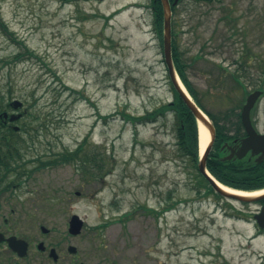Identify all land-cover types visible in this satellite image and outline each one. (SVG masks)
<instances>
[{"label": "rangeland", "instance_id": "rangeland-1", "mask_svg": "<svg viewBox=\"0 0 264 264\" xmlns=\"http://www.w3.org/2000/svg\"><path fill=\"white\" fill-rule=\"evenodd\" d=\"M141 1L0 0L8 28L0 26V66L34 53L0 68V95L36 100L48 123L47 140L32 151L46 152L47 209L60 216L33 222V233L40 237L39 224L56 230L61 264H264V232L254 219L262 206L196 194L171 116L139 125L134 141L135 126L116 115H144L174 100L151 10L123 7ZM172 19L207 111L221 117L245 103L232 73L245 77L249 92L262 85L264 0H183ZM246 54L251 59L235 63ZM253 119L264 133V95ZM85 138L104 154L109 174L86 181L77 160L49 165ZM169 198L178 205L167 211ZM74 214L84 227L72 237Z\"/></svg>", "mask_w": 264, "mask_h": 264}, {"label": "flooded vegetation", "instance_id": "flooded-vegetation-1", "mask_svg": "<svg viewBox=\"0 0 264 264\" xmlns=\"http://www.w3.org/2000/svg\"><path fill=\"white\" fill-rule=\"evenodd\" d=\"M173 1L170 0L172 9L177 10L180 5L174 7ZM156 4V0H145L123 7L151 10L153 14L154 10H159ZM37 104L36 100L19 99L12 94L0 95V264H61L65 257L63 239L57 240L52 236L56 230L39 224L40 237L33 233V222L46 220L47 216L50 221H54L60 216L57 209L55 213L47 209L46 189L41 180V175L48 167L46 152L36 154L32 151L48 136L46 117L38 110ZM230 123L242 124L245 135L236 137L238 127L233 125L229 128L233 139L223 146L224 158L232 150L238 151L242 139L248 136L241 119ZM252 123L256 131L261 133L255 121ZM247 157H251V153ZM71 247L68 245V252L76 253L71 252Z\"/></svg>", "mask_w": 264, "mask_h": 264}, {"label": "trees", "instance_id": "trees-1", "mask_svg": "<svg viewBox=\"0 0 264 264\" xmlns=\"http://www.w3.org/2000/svg\"><path fill=\"white\" fill-rule=\"evenodd\" d=\"M156 1V6L159 10H154L153 26L155 32L161 40V43H163L164 11L162 9L161 1ZM181 1L182 0H180V2ZM208 1L214 2L215 0ZM174 11H176L175 8L173 9V12ZM0 26L5 32L8 31L7 26L3 23L1 18ZM236 34H238V30L236 31ZM176 37L177 34L173 27L172 55L175 70L182 83L186 87L187 91L194 98L196 103L202 108V110L213 121L216 128V140L207 160V171L218 182L234 190L245 192H255L263 190L264 161L257 162L254 157H247L241 160L235 158L232 160H224L225 150L223 146L225 143H230L233 139V137L230 136L231 132L229 131V128L233 127V125L238 127L236 137H242L245 135V133H243L242 131V124L230 123L233 120L241 119V109L243 102L239 104L238 107L226 109L221 117L210 111H207L202 104L197 91L191 84L190 78L188 76L189 63L185 60L184 53H182V51L180 50L179 45L177 44ZM26 54L34 55L33 52L26 49L25 52L19 53L11 61L7 60L3 62L0 68L5 65H9L12 63L17 64L23 61ZM249 59H251V54H246L234 61L237 64H243V62H247ZM218 67L225 72L230 71L229 68L225 67L223 64H218ZM231 77L238 85L245 89L244 95H248L250 93L245 88L246 79L243 75L232 73ZM258 89L263 90L264 95V79L262 80V85L257 87L255 90ZM172 90L174 92V100L162 104L151 112H147L144 115H133L126 111H118L116 115L121 116L125 123H129L135 126L134 141H137V127L139 125H145L147 123H158L160 118L167 119L169 116H171L173 120V126L176 129V145L178 153L191 171L193 182L192 190L199 195H203L206 197L214 195L217 198H220L221 195L215 192L207 177L199 171L201 153L198 121L191 110L187 107L185 102L182 100L173 85ZM88 141L89 139L85 138L73 154H69L68 152H66L61 153V155H55L56 160L53 162L49 161V165L68 164L73 163L75 160H77V162L75 163L77 164L78 171L82 174L83 178L86 181H91L109 174L107 172V167L109 166V164L107 163L104 154H101L95 149L90 148ZM258 203L264 204V200ZM166 205L167 206L165 208L168 211L175 208L178 205V202L175 200L172 201L169 198L166 201ZM120 220L124 222L123 218H121Z\"/></svg>", "mask_w": 264, "mask_h": 264}, {"label": "water", "instance_id": "water-1", "mask_svg": "<svg viewBox=\"0 0 264 264\" xmlns=\"http://www.w3.org/2000/svg\"><path fill=\"white\" fill-rule=\"evenodd\" d=\"M163 8H164V37H163V52H164V59L168 69V74L170 76V80L185 102L187 107L191 110V112L196 117L198 124H199V131L200 125L203 124V128L205 131L209 132L210 134V142L207 145L205 151L201 155V160L199 162V171L207 177L210 184L212 185L213 189L216 193L220 194L221 196L235 200L241 203H255L264 200V193L258 196H251V195H237L231 192L224 190L221 185L208 173L206 169L207 160L210 156V153L213 149V145L216 139V129L213 122L208 119L206 114L201 110V108L195 103L192 97L188 94V92L183 89L181 86V81L179 80V76L174 67L173 56H172V10H171V3L169 0H161ZM178 1L176 0L175 3ZM180 81V82H179ZM263 92L260 90L254 91L251 93L243 106L241 117L244 124V127L247 131L248 136L242 139L239 150L234 151L225 159H232L234 156L238 159H243L249 153L252 156H258L257 161L262 162L264 160V134L258 133L252 124L251 119V112L255 108L258 100L262 96ZM79 195V193H77ZM251 194V193H249ZM257 224L261 229H264V206L260 213L254 216ZM69 232L72 235H79L81 234L83 227H84V220L80 218L79 215H73L70 223H69ZM76 249L71 247V252H75Z\"/></svg>", "mask_w": 264, "mask_h": 264}, {"label": "bare ground", "instance_id": "bare-ground-1", "mask_svg": "<svg viewBox=\"0 0 264 264\" xmlns=\"http://www.w3.org/2000/svg\"><path fill=\"white\" fill-rule=\"evenodd\" d=\"M180 82V81H179ZM181 83V86L183 87V89H185V87L183 86L182 82ZM186 90V89H185ZM207 117V116H206ZM208 118V117H207ZM209 119V118H208ZM199 137H200V149H201V153H203L207 147V145L209 144L210 142V134L209 132L205 131L204 128H203V124L200 125V133H199ZM221 187L228 191V192H231L233 194H237V195H251V196H258V195H261L264 193V191L262 192H254V193H247V192H243V191H237V190H233V189H230L222 184H220Z\"/></svg>", "mask_w": 264, "mask_h": 264}]
</instances>
